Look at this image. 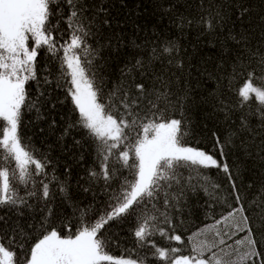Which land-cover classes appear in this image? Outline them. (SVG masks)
Returning a JSON list of instances; mask_svg holds the SVG:
<instances>
[{
	"label": "snow or ice",
	"instance_id": "obj_1",
	"mask_svg": "<svg viewBox=\"0 0 264 264\" xmlns=\"http://www.w3.org/2000/svg\"><path fill=\"white\" fill-rule=\"evenodd\" d=\"M247 11L242 8L241 17ZM226 15L210 8L198 22L215 32L227 24ZM124 23L112 17L108 9L93 7L85 0H0V207H31L17 185L34 187L35 176L48 175L45 169L50 161L36 158L21 144L19 134L22 110L35 108L39 113L38 105L47 102L46 91H40L34 99L30 95V82L40 87L37 58L41 51L59 61L56 87L66 88L78 115L65 128V134L80 127L95 143L99 171L90 169L89 178L103 180L111 188L119 171L117 165L127 168L132 177H123L95 218L85 220L88 210L77 208L80 219L75 231L70 221L54 216L52 208L45 205L43 218L34 229L39 235L28 244V234L22 229L8 226L4 231L6 222L0 217V264H146L149 255L162 264H264V242L257 238L264 237V214L257 227L241 202L233 178L236 173L230 169L225 152L237 141L246 151L255 144L258 156L264 152V139L259 143L256 140L264 132V39L254 45L247 34L229 31L228 38L237 45L231 57L234 68L228 80L229 91L237 76L246 78L236 90L237 103L219 99V111L226 121L232 120L237 109L241 111L237 126L223 137L213 133V149L205 151L186 142L189 127L183 104L180 117L172 115L173 81L156 68L159 64L161 69H183L181 49L175 41L156 45L148 54L137 51L131 67L125 64L117 82L105 91L94 62L101 48L119 53ZM192 23L187 20L189 26ZM183 24L184 19H180L178 27ZM132 46L140 48L135 42ZM43 83L52 82L44 76ZM249 114L258 121L255 127ZM246 137H251V144ZM9 161H14L12 168L6 166ZM213 168L226 174L236 207L228 204L222 191L217 194L220 185L203 171ZM41 188L42 197L50 203L48 184L41 181ZM59 190L65 200L71 201L67 185L61 184ZM198 190L231 210L219 218L209 217L211 224L185 238L177 232L172 210L179 211L187 194ZM34 195L33 191L26 193ZM129 218L136 222L133 235L137 247L150 249L135 259L115 257L106 250V226ZM155 237L162 238L167 246H159Z\"/></svg>",
	"mask_w": 264,
	"mask_h": 264
},
{
	"label": "trees",
	"instance_id": "obj_2",
	"mask_svg": "<svg viewBox=\"0 0 264 264\" xmlns=\"http://www.w3.org/2000/svg\"><path fill=\"white\" fill-rule=\"evenodd\" d=\"M85 2L93 7L102 6L108 9L112 17L125 22L124 30L120 33L124 39L119 53L110 51L109 47L101 48L99 57L94 62L98 66V79L103 78L105 91L117 82L120 69L125 64L131 67L137 51L148 54L152 47L172 40L181 49L179 57L183 59V69L171 66L161 69L159 64L156 68L166 73L167 78L173 81L170 85L171 99L175 105L172 115L179 118L180 106L183 104V115L187 118L189 127L186 142L205 151H212L213 133L223 137L230 128L237 126L236 117L240 115L241 110L237 109L232 120L226 121L224 114L219 111L218 103L219 99H223L229 104H236L238 100L236 90L246 78L237 76L231 84L232 90L229 91L228 80L234 68L231 57L237 45L228 38V34L230 30L232 34L245 33L254 45L261 44L264 39V0H85ZM245 7L248 11L241 17V9ZM210 8L213 12L221 11L227 14V24L217 28L215 32L207 31L198 22ZM180 19H184V24L178 27ZM188 19L193 21L191 26L187 24ZM135 24H139L140 27H135ZM133 42L140 45V48L133 47ZM99 43L103 45L105 41L100 40ZM261 51H264V44H261ZM37 71L41 76L40 87L37 88L36 82H30V95L34 99L40 91H46L47 102L38 105L39 113L35 108L22 110L19 134L21 144L36 158L46 157L50 161L45 169L48 175L35 176L34 187L31 184L28 188L17 185L20 195L26 197L31 207L24 206L19 210L8 206L0 207V217L6 222L4 231L9 230L8 226L22 229L28 234V244L34 242L35 237L39 235L34 229L43 218L44 212L41 210L45 205L52 208L54 216L59 215L66 222L70 221L75 231L80 219V211H77V208L88 210L85 220L95 218L101 209L106 207L111 193L122 183L123 177L132 178L129 170L119 165L116 166L119 171L116 173L117 178L111 182L113 185L111 188L106 187L103 180L94 181L89 178L90 169L99 171L95 143L87 135L86 130L80 127L71 128L65 134V128L78 119V115L73 111L74 106L71 98L67 96L66 88L56 87L60 76L59 61L41 51L37 58ZM132 75L138 76L136 72ZM44 76L52 83L45 85ZM60 83L63 84L64 81ZM41 100H44V97H41ZM249 115L250 123L255 127L258 121ZM246 139L251 144V137ZM262 139L264 132L257 136V143ZM76 141L80 143L76 144ZM225 152L230 169L236 173L233 178L241 194V202L246 213L259 227V218L264 214V160L260 159L264 152H260L258 156L255 144L246 151L240 146L239 141L234 146L226 148ZM6 166L12 168L14 161H9ZM203 171L207 172L212 182L220 185L216 190L217 194H221L222 191L227 195L228 204L236 207L234 197L230 195L232 189L226 174L214 168ZM193 176L195 177V173ZM41 181L48 184L50 203L42 197ZM61 184L68 186L71 201L64 199L59 190ZM85 188L88 191H84ZM28 191L35 192V195L26 196ZM209 204L212 205L211 208ZM230 210L226 205L211 200L204 191L198 190L187 194L179 211L172 210V218L178 234L186 238L204 225L211 224L213 221L209 217L219 218ZM135 226L136 222L131 218L106 226L108 229L105 233L108 245L106 250L115 257L133 259L150 251L137 247L133 235ZM257 238L264 242V237ZM154 239L159 246H167V242L162 238ZM187 243L185 239V244ZM146 264L162 262L149 255Z\"/></svg>",
	"mask_w": 264,
	"mask_h": 264
}]
</instances>
